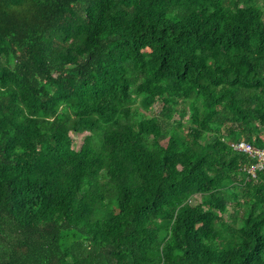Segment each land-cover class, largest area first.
<instances>
[{
  "label": "trees",
  "instance_id": "trees-1",
  "mask_svg": "<svg viewBox=\"0 0 264 264\" xmlns=\"http://www.w3.org/2000/svg\"><path fill=\"white\" fill-rule=\"evenodd\" d=\"M258 150L264 0H0V264H264Z\"/></svg>",
  "mask_w": 264,
  "mask_h": 264
},
{
  "label": "built area",
  "instance_id": "built-area-1",
  "mask_svg": "<svg viewBox=\"0 0 264 264\" xmlns=\"http://www.w3.org/2000/svg\"><path fill=\"white\" fill-rule=\"evenodd\" d=\"M237 147L240 148V149H244L246 151H250V152H252L254 150V148L252 147V145L251 144H248L245 141L238 143L237 144ZM258 152H259V156H260L262 151L258 150ZM263 152H264V150H263Z\"/></svg>",
  "mask_w": 264,
  "mask_h": 264
},
{
  "label": "rangeland",
  "instance_id": "rangeland-1",
  "mask_svg": "<svg viewBox=\"0 0 264 264\" xmlns=\"http://www.w3.org/2000/svg\"><path fill=\"white\" fill-rule=\"evenodd\" d=\"M81 136V138H80V140L82 139V135H80ZM262 160H264V152L262 151L261 152V155L259 156Z\"/></svg>",
  "mask_w": 264,
  "mask_h": 264
}]
</instances>
